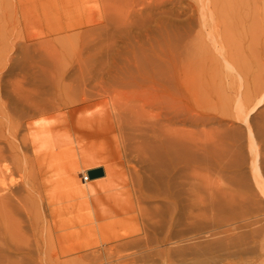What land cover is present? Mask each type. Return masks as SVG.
I'll use <instances>...</instances> for the list:
<instances>
[{"label":"rangeland","instance_id":"rangeland-1","mask_svg":"<svg viewBox=\"0 0 264 264\" xmlns=\"http://www.w3.org/2000/svg\"><path fill=\"white\" fill-rule=\"evenodd\" d=\"M132 3L107 1L110 8ZM150 4L149 42L143 30L118 36L87 25L90 14L78 0H0V124L9 120L19 81L58 82L50 91L58 100V173L49 175L58 179V193L46 191L41 211L33 203L32 224L0 212L1 238L30 246L31 264H264V0H151L136 8L137 24L149 19ZM137 63L159 67L188 88L196 171L178 255L162 253L178 247L163 242L168 204L135 202L129 174L112 156L115 123L132 113L125 105L131 90L117 78ZM0 136L11 138L3 129ZM93 157L114 161L116 175L105 173L101 186L82 194L71 172L77 168L81 181ZM36 167L30 161L29 172ZM197 197L207 199L202 209L193 204Z\"/></svg>","mask_w":264,"mask_h":264},{"label":"bare ground","instance_id":"bare-ground-1","mask_svg":"<svg viewBox=\"0 0 264 264\" xmlns=\"http://www.w3.org/2000/svg\"><path fill=\"white\" fill-rule=\"evenodd\" d=\"M78 1L90 14L85 21L87 25L97 23L99 29L109 30L118 36H128L134 29H139L145 31L151 41L152 5L147 8V21L140 24L135 21L141 15L136 8L144 2L151 3V0H131L132 5L115 8L107 5L108 0ZM161 71L159 67L137 63L125 67L123 76L117 78L123 87L131 90L125 105L132 113L130 116L119 115L115 123L112 156H117L129 174L132 188L138 195L135 202L140 204V201L163 199L168 204V229L163 242L178 247L162 253L178 255L185 250L189 175L194 174L196 168H193L189 158L187 85L162 75ZM57 89L56 81H19L14 85L11 103L7 106L9 120L0 124V129L11 137L4 139L0 136V212L4 209L12 215L25 216L29 224L33 223V203L41 211L46 191L52 195L58 193V179L51 180L49 176L50 172L58 173V115H55L58 100L50 93ZM240 109L242 111L241 106ZM248 117L249 114H246V122ZM23 131L27 132L26 136L21 135ZM249 133L253 137L251 130ZM28 150L32 151L31 155H28ZM251 152L254 172L259 173L258 152L253 146ZM30 161L37 165L33 174L29 172ZM86 161L89 171L104 165L106 175H116L114 161L98 157L87 158ZM89 171L81 181L76 179L77 168L71 172L72 183L82 194L94 192L104 181V178L92 180ZM197 199L193 204L202 209L207 199ZM129 201L134 204L132 199ZM53 204L50 203V206ZM51 215L58 227V209H52ZM1 218L3 215L0 214V222ZM53 238L58 241V233ZM174 240L177 241L173 243ZM0 242V264L34 262L30 246L17 244L11 247L1 236ZM53 254H58V251ZM13 257L20 259L12 262Z\"/></svg>","mask_w":264,"mask_h":264},{"label":"water","instance_id":"water-1","mask_svg":"<svg viewBox=\"0 0 264 264\" xmlns=\"http://www.w3.org/2000/svg\"><path fill=\"white\" fill-rule=\"evenodd\" d=\"M89 177L94 180V179H99L105 176V171L103 168L100 169H95V170H91L88 172Z\"/></svg>","mask_w":264,"mask_h":264}]
</instances>
